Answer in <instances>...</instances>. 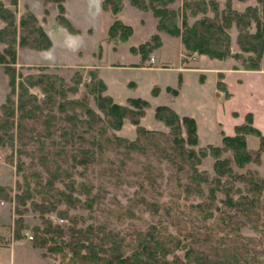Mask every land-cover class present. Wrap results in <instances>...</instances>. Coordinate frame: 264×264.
Segmentation results:
<instances>
[{
    "label": "trees",
    "instance_id": "1",
    "mask_svg": "<svg viewBox=\"0 0 264 264\" xmlns=\"http://www.w3.org/2000/svg\"><path fill=\"white\" fill-rule=\"evenodd\" d=\"M112 1L114 0H104V3H112L113 11L116 12L120 5H115ZM173 1L149 0V3L161 4L160 8L153 6L155 14L162 18L158 24L159 28L169 34L180 36L186 54L196 52L214 58L227 56L230 53V34L227 28L234 21L240 31L237 41L241 50L252 54L243 56L236 52L232 56L241 58V62L247 68L259 66L264 51V20L258 16L256 8L248 6L245 11L239 12L228 4L227 8L218 9L214 1H211L214 13L208 16L204 14L205 0H182V7L189 8L194 15L202 10L203 17L188 24L183 15L180 26L174 19L175 11L166 6ZM12 2L15 3V0ZM133 2L144 7L141 0H133ZM59 8L63 10L61 4ZM0 18L6 22L2 30L7 34L10 33L9 39H3L9 43L5 51L11 55L7 60L0 54V61L10 63L15 59L14 13L1 1ZM29 19L22 17L21 25L24 27L30 22L28 24L29 27L31 26L28 31L30 35L35 33L39 35L40 39L35 40L36 45H33L50 47L51 40L48 35L36 25V20ZM59 20L68 30L75 31L65 16H59ZM252 22L255 24L253 31L248 29ZM115 26L131 32V27L128 25H120L116 22ZM111 32L112 35H116L118 31L113 29ZM123 35L124 33H120L118 36L125 40L127 36ZM21 40L24 42L25 37L22 36ZM6 70L10 72L12 68L7 67ZM90 76L89 81H83L84 87L106 114L105 121L82 99L72 98L57 102L55 94L59 93L63 98L65 88L72 92L77 88L63 83L61 77L52 75H40L35 79L32 75H28L26 83L19 82L17 113L15 108L10 106L13 102L10 97L2 105L0 146L8 145L14 148L16 141L19 146L17 169H24L26 162L21 157L26 155L29 157V167L39 165L42 170L30 168L24 174L25 188L19 190L13 197L16 205L18 207L24 205L26 199L32 197V192H35L41 195V202L31 203L43 213L47 211L46 208L44 209L47 207L46 203L51 209H55L58 203L75 207L80 202L79 198L73 196L76 187H79L78 191L81 194L94 201L96 196L93 189L97 184H94L92 179L95 181L97 178L92 174L96 173L103 178L102 181L108 179L106 181L113 180V183L122 181L124 177L135 178L140 187V192H137L140 194L139 202L144 203L143 205L153 213H157L160 205L157 204L156 198L162 193L157 179L158 175L163 179V174L162 171L156 172L157 166L152 161H165L170 183L172 185L175 183L173 187L177 190L173 195L184 200L198 199L189 213L177 202L174 203V207L171 206L172 212H168L172 224L175 217L179 219L180 226L176 232L185 240H189L182 242L179 238L173 239L174 235L169 232L158 234L154 226H150L146 231L136 232L135 240L130 243L131 252L127 254L122 246H120L122 249L118 246L120 237L113 239L107 233L95 232L93 229L88 231L75 225L69 227L54 225L51 219L43 218L41 226L34 227L37 244L48 248L51 253L58 254L65 264H264V261L257 260L258 251L249 246L251 239L248 238L246 244L243 235L239 232L247 224L253 228L264 225V180L257 177L254 171L247 169L245 172H237L233 166L243 168L248 162L258 164L261 162L260 153L264 148V136L252 126V115L246 114V121L235 126L234 135H223V149L220 146L209 145L207 148L196 150L193 147L198 143V136L195 120L192 117H180L169 106L158 105L155 108V116L169 126L171 132L170 137L162 136L164 138L161 139L159 133L139 125V118L148 105L145 99L132 98L130 100L132 104L140 108L136 111L130 109L114 102L110 96L103 93L105 84L97 72H91ZM73 80L75 84L80 83L82 75L77 73ZM9 83L13 86L12 93L15 83L12 74ZM27 85H39L47 94L45 99L39 101L35 94L28 91ZM220 85L221 90L226 88L223 82H220ZM174 93L177 91L174 90ZM76 109L86 118L78 117ZM126 117L135 125H139L140 139L129 140L108 132L107 127L119 129ZM14 122L17 128L15 138L8 133V126ZM102 122L106 125H102ZM182 125L185 128V137L182 135ZM247 134L261 139L257 150L248 148ZM28 147L31 150L27 152ZM225 148L230 149L232 154L230 157L220 158ZM208 152L215 158L212 174L198 168L201 158ZM133 166L135 168H132ZM74 173L84 180L77 181ZM30 181L34 182L32 192ZM56 181L62 184V188L55 185ZM102 181H99L98 187L102 185ZM142 181L147 182L146 185ZM234 181L243 183V188L235 186ZM18 187L21 188L19 182ZM8 188L10 187L0 185V200H11ZM234 188L238 193L237 199L230 196L234 193ZM144 194H150L151 200H146ZM18 213H21L19 209ZM59 213L61 217L73 220L66 210H60ZM217 214L218 218H221L219 226L206 222ZM180 215H187L186 219L191 223V230L186 224H182L184 219L180 218ZM18 220L17 227L21 228L23 220L21 218ZM222 227L229 230L227 231L229 233L219 236L217 232L223 231ZM233 233L234 235L231 236ZM64 235L69 238L64 239ZM48 242L51 243L46 246ZM82 248H86V251L82 252ZM179 249H185L183 259L176 254ZM169 255L172 258H168Z\"/></svg>",
    "mask_w": 264,
    "mask_h": 264
},
{
    "label": "rangeland",
    "instance_id": "2",
    "mask_svg": "<svg viewBox=\"0 0 264 264\" xmlns=\"http://www.w3.org/2000/svg\"><path fill=\"white\" fill-rule=\"evenodd\" d=\"M0 1L14 13L16 27L15 59L10 63L0 61V112L2 105L10 97L13 101L10 106L14 107L17 113L19 82H25L28 75H32L34 79L40 75H52L61 77L63 83L77 88L73 92L65 88V97L63 98H61V94H55L57 102L72 98L82 99L105 121L106 114L97 105L92 94L87 93L83 83V81L90 80L91 72H97L99 76V68L103 67L102 75L114 98L123 101L129 96H140L148 102L141 120L139 118L140 126L159 133L161 139L170 137V127L155 116V108L158 105H170L173 106V109L175 108L174 111L179 116L186 114L194 118L200 142L198 140L197 145L193 148L199 150L213 145L223 149L222 138L227 134H222L221 137L218 126L221 125L226 132H232L235 123L233 122L235 119L232 114L233 110L241 109L244 104L243 88L237 85L239 76L234 73L260 69V64L257 68H247L241 62V58L232 56L236 52L243 56L252 54L241 50L237 41L240 31L234 21L227 28L230 34V53L223 58H214L196 52L186 54L180 36L169 34L159 28L158 24L162 18L155 14L153 6L160 8L161 4L154 3L152 5L149 0H141L144 7L134 3L133 0H114L112 2L115 5H120L116 12L113 11L112 3L106 4L104 0H61L60 2L15 0V3L12 2L13 0ZM211 1H214L218 9H225L229 4L232 9L239 12L245 11L248 6L254 7L258 16L264 20V0H205L206 12L204 14L208 16H212L214 13ZM59 4L62 5L63 10H60ZM166 6L176 12H174V19L180 26H182L183 15H185L188 24L203 17L202 10L194 15L189 8L182 7V0H174ZM68 14L70 18L67 16ZM59 16H65L75 31L72 32L63 26ZM22 17L36 20V25L40 26L50 37V47L42 48L33 45H36L35 40H39L40 37L37 33L30 35L28 32L31 29V26H28L30 22L22 27ZM116 22H119L120 25L130 26L131 32L123 30L119 26H117V30ZM5 25L6 22L0 18V54L9 60L11 55L5 51L9 43L5 40L9 39L10 33L7 34L2 30ZM112 28L118 31L116 35H112ZM248 29L255 30V24L250 23ZM120 33H124L123 36L126 35L127 38L125 40L119 38ZM22 36L25 37L24 42L21 40ZM133 65L136 67L153 65L159 68H127L133 67ZM181 66L190 69L196 67L198 70L183 71ZM7 67H11L12 70L8 72ZM77 73L82 75V81L75 84L73 79ZM10 74L15 78L14 92L12 93L13 86L9 83ZM226 74L228 75L225 79ZM225 80L228 90L222 89L223 95H219L217 89H220V82L224 83ZM27 87L28 91L35 94L39 101L45 99L47 94L39 85H27ZM174 90L177 93H174ZM228 91L234 93L233 98H227L230 95ZM103 93L105 94V90ZM131 99L126 100L122 105L135 111L138 110L140 107H135L130 101ZM75 112L78 117H85L77 109ZM15 119H17V115H15ZM245 121L244 118L243 122ZM102 125H106V123L102 122ZM139 125H135L126 117L119 129L107 127V130L109 133L135 140L140 139ZM8 133L14 138L16 137V122L8 126ZM234 134L235 132L232 135ZM182 135L186 136L183 125ZM246 141L249 149L257 150L261 139L255 135L247 134ZM18 147L16 141L14 148H10L8 145L0 146V185L10 187L7 191L11 196V200H0V264H65L58 254L51 253L48 248L37 244L34 227L41 226L43 218L51 219L54 225L60 224L65 227L75 225L77 228L88 231L93 229L95 232L107 233L113 239L120 237L118 246H122L127 254L131 252L130 243L132 244L135 240L136 232L138 230L146 231L150 226H154V230L156 229L158 234L169 232L174 235L173 239L179 238L182 242H188L189 239L185 240L176 232L180 226L179 219L175 217L174 224H172L168 212H172L171 206L174 207V203L177 202L189 213L198 199L184 200L173 195L177 190L173 187L175 183L173 185L170 183L165 161H152L157 166L156 172L162 171L163 174V179H160L161 175L156 173L158 175L157 184L161 185L159 189L162 192L156 198L157 204L160 205L157 213H153L143 205L144 203L139 202L140 194L137 192H140V187L135 178L124 177L122 181L113 183V180V182L106 181L108 179L102 181L103 178L96 173L92 174L97 178L95 181L92 179L94 184H97V187L93 189L96 196L94 201L81 194L78 191L79 187H76L73 196L80 199L79 204L75 207H68L64 203H58L55 209H51L50 205L46 203L47 207L44 209L46 208L47 211L43 213L31 203L32 201L41 202V195L32 192L33 181H30L32 197L27 198L24 205L18 207L13 198L19 190L25 188L24 174L30 168L42 171L39 165L29 167V157L26 155L21 157L26 162L23 166L24 169L18 170ZM30 150L28 147L27 152ZM231 154V150L225 148L221 152L220 158L230 157ZM260 156V164L251 161L246 163L243 168L233 165L234 170L245 172L249 169L264 180V148ZM214 160V156L208 152L201 158L198 168L212 174ZM88 175L91 178V174ZM74 177L77 181L84 180L76 173H74ZM99 181H102L100 187H98ZM18 182L21 184L20 189H18ZM139 182H141L140 179ZM142 182L144 185L147 183ZM233 184L243 188V183L239 181H234ZM55 185L62 188L60 182L56 181ZM234 190L235 188L233 189L234 193L230 196L237 199L238 193ZM144 198L151 200L150 194H144ZM18 209L21 213H18ZM60 210L69 212V216L73 217V220L61 217ZM186 216L180 215V218L184 219L182 224H186L191 230V223L186 219ZM218 216L217 214L206 222L219 226L221 218ZM18 218L23 220L21 228L17 227ZM227 231L229 230L223 229L217 233L219 236H224ZM17 232H19L18 235ZM239 232L243 235L246 244L248 238L251 239L249 246L258 251L257 260L264 261V225L253 228L247 224ZM233 235L234 233L231 234V236ZM63 238L68 239L69 237L64 235ZM50 243L48 242L46 246ZM85 251L86 248H82V252ZM184 252L185 249H179L176 254L183 259ZM69 253L71 254V252ZM167 257L172 258L171 255Z\"/></svg>",
    "mask_w": 264,
    "mask_h": 264
},
{
    "label": "crops",
    "instance_id": "3",
    "mask_svg": "<svg viewBox=\"0 0 264 264\" xmlns=\"http://www.w3.org/2000/svg\"><path fill=\"white\" fill-rule=\"evenodd\" d=\"M67 16L70 18L69 14ZM52 41H53V39H52ZM102 68L103 67L99 68V77L105 84V87H106L105 88V94L110 96L114 100V102L119 103V104H123L129 98H142L140 96H136V97L129 96V97H127V99H125L123 101L117 100L116 98H114V96L112 94H110L108 83L106 82V80L104 79V77L102 75V70H103ZM127 68L144 69V68H159V67H156L153 65H150L148 67H145V66L136 67V65H133V67H127ZM181 69L183 71L198 70L196 67L190 69V68H185V67L182 68V66H181ZM234 74L239 76L237 78V81H238L237 85L243 88L242 94L244 95V99H243L244 104H243L241 109H234L233 110L232 114L235 118L233 122H235V123H234L232 132H226V131H224V129H222L221 125L218 126V128L220 129L219 132L221 134V137H222L223 133L227 134V135H232L235 132V126L243 123V120H244L246 114H248V113H250L252 115V126H254L256 129H258L261 132V134L264 135V53H263L262 60L260 63V69L258 71H246V72L243 71V72H235ZM227 75L228 74H226L225 79H226ZM215 77H216V75H215ZM224 83H225L226 89L228 90V84H227L226 80ZM217 91H218L219 95H221V94L223 95L222 90L217 89ZM229 93H230V95L227 98H233L234 93L232 91ZM142 99H144V98H142ZM164 105H166V104H164ZM167 106H169L170 108L173 109V106H170V105H167ZM145 109H147V107ZM180 116H190V115L185 114V115H180ZM190 117H192V116H190ZM141 118L142 117H140V120H141ZM198 140L200 142L199 138H198Z\"/></svg>",
    "mask_w": 264,
    "mask_h": 264
},
{
    "label": "built area",
    "instance_id": "4",
    "mask_svg": "<svg viewBox=\"0 0 264 264\" xmlns=\"http://www.w3.org/2000/svg\"><path fill=\"white\" fill-rule=\"evenodd\" d=\"M31 237V236H30Z\"/></svg>",
    "mask_w": 264,
    "mask_h": 264
}]
</instances>
